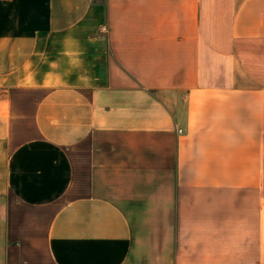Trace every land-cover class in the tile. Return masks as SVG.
Wrapping results in <instances>:
<instances>
[{
	"label": "crops",
	"instance_id": "1",
	"mask_svg": "<svg viewBox=\"0 0 264 264\" xmlns=\"http://www.w3.org/2000/svg\"><path fill=\"white\" fill-rule=\"evenodd\" d=\"M0 264H264V0H0Z\"/></svg>",
	"mask_w": 264,
	"mask_h": 264
},
{
	"label": "built area",
	"instance_id": "2",
	"mask_svg": "<svg viewBox=\"0 0 264 264\" xmlns=\"http://www.w3.org/2000/svg\"><path fill=\"white\" fill-rule=\"evenodd\" d=\"M178 130H179V131H182V129H181V128H179Z\"/></svg>",
	"mask_w": 264,
	"mask_h": 264
}]
</instances>
